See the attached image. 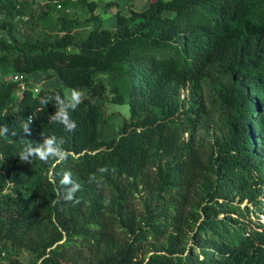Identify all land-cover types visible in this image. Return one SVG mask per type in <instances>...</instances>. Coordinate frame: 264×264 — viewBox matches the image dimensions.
Returning a JSON list of instances; mask_svg holds the SVG:
<instances>
[{
    "label": "trees",
    "instance_id": "1",
    "mask_svg": "<svg viewBox=\"0 0 264 264\" xmlns=\"http://www.w3.org/2000/svg\"><path fill=\"white\" fill-rule=\"evenodd\" d=\"M45 3L59 13L40 36L16 33L27 2L0 0V72L24 82L15 98L19 81H0V264H264V0H150L111 29L95 0ZM36 72L83 92L74 133L49 123L41 99L64 91L29 86ZM42 134L65 138L66 161H20Z\"/></svg>",
    "mask_w": 264,
    "mask_h": 264
},
{
    "label": "rangeland",
    "instance_id": "2",
    "mask_svg": "<svg viewBox=\"0 0 264 264\" xmlns=\"http://www.w3.org/2000/svg\"><path fill=\"white\" fill-rule=\"evenodd\" d=\"M27 2L28 5L25 7V13L22 15L18 20H16V24L18 25V29L16 30V33H21L22 31L24 33H35L39 34L40 36L44 34H52L55 33V30H52L53 23L55 22V18L57 14L59 13L56 9H52L51 7H47L45 0H20ZM97 3L96 13L100 16V24L102 28H113L114 26V12L117 8L122 10L123 12H127L129 8L133 7L135 9H141L150 0H95ZM113 1L115 2L114 6H107V2ZM49 13L50 20L47 21V19H43L42 17H39V12L46 11ZM71 11H78L81 14V17H83V11L80 10L78 7L71 8ZM27 19V20H26ZM92 23L90 21H84L82 22L76 32L77 34H82L85 31L92 28ZM6 36L5 31L0 30V37ZM45 72H36L29 75V86L32 88L39 89L40 87L43 88H51V87H61L64 91V93H70L71 90L68 88H65L62 84L61 79L58 76H52L50 78H46ZM14 75L11 73H4L2 74L0 72V81L2 80H11ZM15 80V79H14ZM186 92V91H185ZM20 95V90L17 88V90L14 93L15 98H18ZM104 111L105 115L109 118H112V120H117L120 117H129V107L127 104H116L111 102L110 100H107L104 104ZM261 220H264V215H260ZM30 259V255L27 252H23V254L20 256V261L22 264H26L28 260Z\"/></svg>",
    "mask_w": 264,
    "mask_h": 264
},
{
    "label": "clouds",
    "instance_id": "3",
    "mask_svg": "<svg viewBox=\"0 0 264 264\" xmlns=\"http://www.w3.org/2000/svg\"><path fill=\"white\" fill-rule=\"evenodd\" d=\"M83 98V92L80 89L73 88L70 93H64L61 95L60 92H55L45 96L41 99V103L47 106L49 102H54L53 105L56 110L54 114H50L49 123L62 126L66 133H74L78 125L72 118L71 112L75 111L79 107V105L83 102ZM32 123V116L20 120L21 130L27 136H31L32 134ZM8 133L9 127L6 124H0V135H7ZM12 134L16 135L17 132L13 131ZM65 143L66 140L64 137H57L54 134L48 136L43 135V143H26L19 153V159L22 162L29 163L36 158L44 162H47L50 159L55 160L56 162H64L70 155L68 150L63 147ZM108 171L109 169L107 166L97 169V173L100 174H106ZM97 173L89 174V182H95L97 183V186H100ZM60 183L66 186L65 192L62 196L63 200L70 202L73 205L80 204L81 200L76 196V193L80 190L81 186L73 181L70 171H65L63 173ZM104 204L107 206L110 204V201L106 199Z\"/></svg>",
    "mask_w": 264,
    "mask_h": 264
},
{
    "label": "built area",
    "instance_id": "4",
    "mask_svg": "<svg viewBox=\"0 0 264 264\" xmlns=\"http://www.w3.org/2000/svg\"><path fill=\"white\" fill-rule=\"evenodd\" d=\"M13 78L15 79V81H19V88H20L19 90H20V93H21L22 89L24 88V82L22 81V79H23L22 75L14 74Z\"/></svg>",
    "mask_w": 264,
    "mask_h": 264
}]
</instances>
